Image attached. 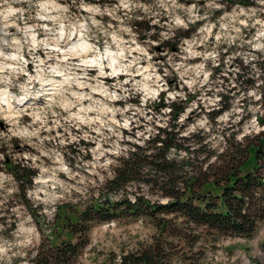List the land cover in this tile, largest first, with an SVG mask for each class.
Wrapping results in <instances>:
<instances>
[{
	"label": "rangeland",
	"instance_id": "rangeland-1",
	"mask_svg": "<svg viewBox=\"0 0 264 264\" xmlns=\"http://www.w3.org/2000/svg\"><path fill=\"white\" fill-rule=\"evenodd\" d=\"M145 21L153 26L148 31ZM61 25L64 35L79 32L91 47L64 59L53 47ZM109 51L117 71L106 58L107 75L82 65L86 55ZM11 53L21 61L1 67V56ZM263 56L264 0H0V264H30L44 236L6 162L37 169L26 197L42 225L52 223L56 205H86L111 174L113 158L169 123V108L157 107L162 100L184 101L181 134L199 133L207 153L263 130L256 119L264 116ZM246 77L254 85L243 83ZM221 96L230 105L212 119ZM135 188L100 196L133 197ZM197 232L191 250L184 238L167 237L174 264L196 252V264H264V222L250 238ZM155 234L145 216L92 224L74 264L118 263Z\"/></svg>",
	"mask_w": 264,
	"mask_h": 264
},
{
	"label": "trees",
	"instance_id": "trees-1",
	"mask_svg": "<svg viewBox=\"0 0 264 264\" xmlns=\"http://www.w3.org/2000/svg\"><path fill=\"white\" fill-rule=\"evenodd\" d=\"M219 1L227 5L255 3V0ZM141 22L138 19L134 24ZM144 24L143 31L153 27L147 21ZM191 31L186 30L184 35ZM259 66L264 80V56ZM242 82L254 85L251 77ZM260 96L263 104L264 92ZM222 97L223 104L210 113L212 119L230 105ZM164 106L169 108V123L157 126L156 132L141 143L126 146L113 158L111 174L105 178L97 196L86 205L70 201L56 205L54 220L47 225H42L38 212L26 197L25 190L34 184L37 169L14 160L6 162L23 202L44 234L30 264H74L89 242L92 224L124 216L147 217L154 223L156 234L151 243L122 255L115 264H174L167 237L184 238L191 250L200 239L197 229L207 231L214 238L252 237L264 222V128L245 135L242 141L229 139L226 148L207 153L199 133L181 134L177 120L186 107L184 101L162 100L157 104L159 109ZM256 119L264 127V116L257 115ZM173 150L176 151L171 153ZM182 150L184 156L179 153ZM212 156L215 162H209ZM204 163H207L205 167ZM130 185L136 186L131 192L133 197L126 194L112 200L109 194L100 196L105 192L125 191ZM196 253L186 256L181 264H196L200 257ZM194 256L196 262L192 260Z\"/></svg>",
	"mask_w": 264,
	"mask_h": 264
},
{
	"label": "bare ground",
	"instance_id": "bare-ground-1",
	"mask_svg": "<svg viewBox=\"0 0 264 264\" xmlns=\"http://www.w3.org/2000/svg\"><path fill=\"white\" fill-rule=\"evenodd\" d=\"M73 33H75L73 35ZM66 34V33H65ZM31 36L35 37L34 34H31ZM71 36V38H69ZM64 37V40H62V38ZM38 40V39H37ZM37 40L35 39L34 42H37ZM53 47H54V50H57L58 52H60V54L63 56L64 59H69L68 57L71 56V54H78V53H81V52H86L90 47H91V44L89 43V41L85 40V37L80 34L79 32H70V34L68 35H64L63 33V36H61L60 38H55V40L53 41ZM48 47H50L51 45L49 43H45ZM82 45H89L90 47L88 48H84L82 47ZM73 47H75V51H69V49H72ZM109 53H111V55H109ZM21 56H19L18 54L16 53H11L10 56H6V55H3V57L1 56V60H3L1 63V67H8V68H16L14 66V63L15 61L17 62V60L21 61L20 59ZM105 58L106 59H109L110 63L112 64V67L114 69V71L116 69V64L115 63H112L113 60L116 59V56L115 54L112 52V51H109V52H106V56L101 54V56H88L86 55V58H84L82 60V65L84 67L86 66H96L98 69H100L104 75H107L105 73H108V67L105 66L104 64V61H105ZM26 59V58H24ZM45 61V60H44ZM92 61H95L94 63ZM25 63V62H23ZM49 64L51 63L50 60H47L46 61V64ZM63 75V74H62ZM102 75V74H101ZM105 77V76H104ZM61 79V78H60ZM68 77L67 76H63L61 80H56V81H65L67 80ZM58 83V82H57ZM56 84V83H55ZM6 93L5 90L2 91V94L4 95ZM25 101V99L23 97H20L18 98L17 100V103L18 104H21ZM8 105H10V103L8 102Z\"/></svg>",
	"mask_w": 264,
	"mask_h": 264
},
{
	"label": "clouds",
	"instance_id": "clouds-1",
	"mask_svg": "<svg viewBox=\"0 0 264 264\" xmlns=\"http://www.w3.org/2000/svg\"><path fill=\"white\" fill-rule=\"evenodd\" d=\"M74 34L75 33H73V35ZM61 36H63V25H61ZM69 38H71V36ZM33 40H35V37H33ZM82 47L88 48L90 46L89 45H82ZM69 51H75V47H73L72 49H69ZM109 55H111V53H109ZM120 55H123V53H120ZM92 62L94 63L95 61H92ZM112 63H115V60H113Z\"/></svg>",
	"mask_w": 264,
	"mask_h": 264
}]
</instances>
